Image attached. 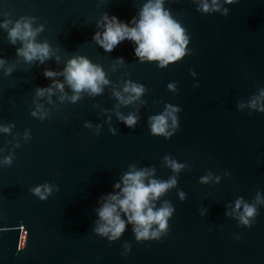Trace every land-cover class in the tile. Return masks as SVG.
Instances as JSON below:
<instances>
[{
  "label": "water",
  "instance_id": "obj_1",
  "mask_svg": "<svg viewBox=\"0 0 264 264\" xmlns=\"http://www.w3.org/2000/svg\"><path fill=\"white\" fill-rule=\"evenodd\" d=\"M145 2L0 0V21L35 17L34 26L43 25L36 39L53 49L43 64L27 63L16 55L20 42L10 43L0 28V125H13L0 132V159L14 156L11 165H0V264H264V112L249 107L264 89V0H218L227 16L197 11L200 0H164L189 37V54L164 68L137 60L134 44L106 53L92 40L102 13L130 22ZM74 55L103 68L109 81L103 92H82L73 103L65 84L63 100L55 91L51 102L37 97L38 86L64 79L45 78L43 70L62 73ZM8 66L13 71L5 75ZM125 81L145 88L129 104L114 98L128 95ZM37 105L43 119L31 115ZM166 105L181 108L168 139L148 127V118ZM117 112L134 114L136 124L126 127ZM165 156L184 167L174 173ZM130 166L152 168L158 180L177 179L156 201L174 207L159 240L137 242L132 225L112 242L92 231L98 199ZM45 181L57 190L40 200L29 189ZM237 198L258 209L250 227L238 223ZM125 242L130 250L122 255Z\"/></svg>",
  "mask_w": 264,
  "mask_h": 264
},
{
  "label": "clouds",
  "instance_id": "obj_2",
  "mask_svg": "<svg viewBox=\"0 0 264 264\" xmlns=\"http://www.w3.org/2000/svg\"><path fill=\"white\" fill-rule=\"evenodd\" d=\"M225 4H235L237 0H224ZM164 0H146L141 6L136 17L130 22L120 20L117 16L108 12L101 14L96 21L97 29L92 34V40L99 45L104 52L111 53L122 43L134 44L133 54L140 62H156L157 66L164 68L170 63L176 62L189 54L187 45L189 37L185 29L176 21L170 12L163 7ZM197 11L210 13L219 11L222 16H227L229 9L222 7L218 0H200ZM35 17H22L15 21L7 19L0 21V28L7 32L10 43L20 42L21 46L16 49V55L23 58L27 63L38 61L43 64L53 54V49L47 41H38L36 37L43 31L42 24H35ZM123 65V60L117 61ZM5 65L3 58H0V67ZM12 66L4 67L5 75H10ZM45 78H53L62 74L63 82L52 80L47 86H38L35 89L37 97H47L51 102V96L55 92L61 93L59 99L63 100L65 84L71 89L72 95L67 97L75 103L80 99L82 92L89 95H99L104 87L109 84L103 68L99 64L90 61L86 56L74 55L66 61L62 73H57L51 69L43 70ZM195 76V72H191ZM168 89L174 90V85L169 83ZM193 87H198V82ZM145 91L141 84L132 81H125L122 92L128 95L114 93V98L122 103L129 104L138 99ZM260 98H264V89H261L259 96L250 100L249 107L257 112H264V105L260 103ZM239 107H243L240 105ZM181 111L179 106L166 105L164 112L150 116L149 131L151 135L163 136L168 139L178 128L177 113ZM34 117L44 118L45 113L41 110V105H37V110L32 111ZM117 119L126 127L132 128L137 121L134 114L123 116L117 112ZM171 121L169 125L168 121ZM13 125H0V132L9 133ZM85 127H91L85 123ZM171 129V130H170ZM115 134V130H111ZM25 137L28 133L25 132ZM19 145H17L18 147ZM14 156L12 154L0 159V165H11ZM165 163L174 173L179 172L184 167L168 156L164 157ZM211 175L201 176L199 183H207ZM217 181L219 177L215 178ZM177 184L175 176L167 180L154 178V169H136L130 166L118 181L112 185V191L102 194L97 203L99 207L95 209L97 220L92 231L101 238L112 242L122 236L126 225H132V233L137 242L148 240H159L168 232V221L174 213V207L163 201L159 207L156 201L169 189ZM57 188L54 184L45 181L42 184L32 186L29 191L40 200H45ZM181 201H184L186 194L178 192ZM259 194L257 202H259ZM233 211L238 212V223L245 227H250L259 214L254 204L246 203L242 198H237L233 205ZM203 215V211L200 212ZM228 215V212H225ZM123 216V218H122ZM239 238V237H237ZM122 255H126L130 250V244L125 242Z\"/></svg>",
  "mask_w": 264,
  "mask_h": 264
}]
</instances>
